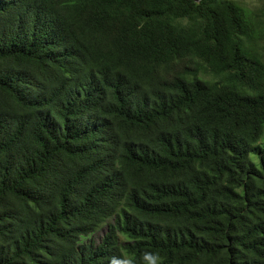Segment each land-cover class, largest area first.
<instances>
[{"label":"trees","instance_id":"16d2710c","mask_svg":"<svg viewBox=\"0 0 264 264\" xmlns=\"http://www.w3.org/2000/svg\"><path fill=\"white\" fill-rule=\"evenodd\" d=\"M0 264H264V0H0Z\"/></svg>","mask_w":264,"mask_h":264},{"label":"rangeland","instance_id":"374dc122","mask_svg":"<svg viewBox=\"0 0 264 264\" xmlns=\"http://www.w3.org/2000/svg\"><path fill=\"white\" fill-rule=\"evenodd\" d=\"M241 1L249 6H255L261 4V0H241ZM106 230H107V225L105 224L101 225L98 229L95 230V232L93 233V237L95 239L96 244L104 236Z\"/></svg>","mask_w":264,"mask_h":264}]
</instances>
